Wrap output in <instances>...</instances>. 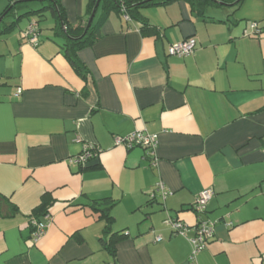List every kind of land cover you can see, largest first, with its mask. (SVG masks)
<instances>
[{"label":"crops","instance_id":"1","mask_svg":"<svg viewBox=\"0 0 264 264\" xmlns=\"http://www.w3.org/2000/svg\"><path fill=\"white\" fill-rule=\"evenodd\" d=\"M60 3L73 27L86 21L88 0ZM9 4L0 0V18ZM26 6L21 14L38 9ZM43 13L46 32L45 15H28L0 36V264H187L198 218L189 206L206 188L214 233L197 263L264 264V0L203 15L181 0L143 7L155 30L145 34L99 1L90 23L105 16L99 36L77 52L84 78L63 55L56 17ZM31 21L36 45L21 37ZM191 36L192 54L168 55ZM135 130L157 134L153 156L115 144ZM85 144L97 156L69 164ZM159 181L165 199L151 195ZM43 196L50 223L32 241ZM103 198L114 203L111 232L125 235L115 255L90 207ZM168 218L189 225L187 235L174 234Z\"/></svg>","mask_w":264,"mask_h":264},{"label":"trees","instance_id":"2","mask_svg":"<svg viewBox=\"0 0 264 264\" xmlns=\"http://www.w3.org/2000/svg\"><path fill=\"white\" fill-rule=\"evenodd\" d=\"M39 1L42 5L35 10L27 11L21 15L14 14V8L18 3ZM97 0H88L86 8V21L82 25L73 27L67 20L64 8L60 0H10V4L5 9L0 20V36L10 32L16 26L19 19L28 15H44V11H50L56 17V25L53 27L54 35L63 40L62 49L63 55L72 66V68L84 78L85 67L79 60L77 52L92 44L99 36V27L105 19L103 15L97 24H90L87 27L88 18L95 10ZM105 14L109 10H115L120 15H127L130 20L136 19L140 22L141 31L145 33H155V30L148 25L147 20L140 14V9L143 7L165 4L177 0H100ZM188 3L191 11L198 15H203L205 10L210 6L219 5H234L237 6L242 0H181ZM12 16V20L8 23L6 19ZM38 33L40 28L38 26ZM113 201L110 198H103L101 200H92L90 207L99 212V216L104 219L105 227L103 228V236L101 242L105 249L112 255H115L116 244L125 237L123 234L112 233L111 223L113 217L110 214V209L113 206ZM45 196L41 203L35 208L33 214L35 216L44 215L47 213V206Z\"/></svg>","mask_w":264,"mask_h":264},{"label":"built area","instance_id":"3","mask_svg":"<svg viewBox=\"0 0 264 264\" xmlns=\"http://www.w3.org/2000/svg\"><path fill=\"white\" fill-rule=\"evenodd\" d=\"M127 20L130 18L127 15H123ZM252 33H259L260 29L257 23H251L250 25ZM21 37L31 45H36L38 43V24L36 21H31L22 30ZM196 45V40L194 37H187L183 41L170 45L167 49V53L170 56H188L194 52ZM116 145H122L127 149L133 147H143L149 150L151 156H153L155 147L157 145V134L147 133L140 130L132 131L124 136H118L115 138ZM98 148L93 144H85L80 153L72 156L68 159V163L71 165L86 167L91 159L97 156ZM155 164V159L152 161ZM159 195L162 199H165L170 191L165 187L162 181L155 184L153 191L151 193L152 197ZM213 195L211 188H206L201 190L196 196L194 202L189 206V208L196 212L198 215L196 224L192 227L194 235L188 237V241L191 246V252L188 258L187 264H198L196 257L199 251L205 248L213 237L214 233V221L205 218L207 203ZM169 228L174 234L186 236L189 225L183 223L177 218H168L166 220ZM50 223V215L48 213L44 214V220L32 219L30 225L32 226V241H36L45 232L47 226ZM160 237H156L159 239Z\"/></svg>","mask_w":264,"mask_h":264},{"label":"rangeland","instance_id":"4","mask_svg":"<svg viewBox=\"0 0 264 264\" xmlns=\"http://www.w3.org/2000/svg\"><path fill=\"white\" fill-rule=\"evenodd\" d=\"M37 3L38 2H34V1H31V2H24V3H18V4H16V6H15V8L13 9L14 10V14H21V12H23V11H21L22 9H19L18 8V6L19 5H27L26 7L27 8H30V7H32V8H40L38 5H37ZM29 5V6H28ZM30 5H32V6H30ZM38 6V7H37ZM46 17H43V18H41V17H39L38 16V18H39V20H40V25L42 26V28H43V31H45L46 32V28H47V26H48V24H47V21L49 20V17L50 16H48V15H46V14H44ZM10 17V16H9ZM27 20V18L26 17H22L21 18V21H19V24H18V26H17V28L21 25V23H24L25 21ZM21 22V23H20ZM49 23V22H48ZM40 26V27H41ZM17 29H15L14 30V32L16 31Z\"/></svg>","mask_w":264,"mask_h":264},{"label":"water","instance_id":"5","mask_svg":"<svg viewBox=\"0 0 264 264\" xmlns=\"http://www.w3.org/2000/svg\"><path fill=\"white\" fill-rule=\"evenodd\" d=\"M99 1H100V0H97V1H96V7H97ZM94 13H95V10H93V12H92L91 15H90V18H89V20H88V22H87V27L90 25V23H91V21H92V18H93V16H94ZM0 20H1V18H0Z\"/></svg>","mask_w":264,"mask_h":264}]
</instances>
